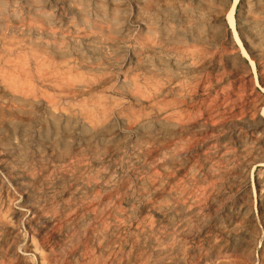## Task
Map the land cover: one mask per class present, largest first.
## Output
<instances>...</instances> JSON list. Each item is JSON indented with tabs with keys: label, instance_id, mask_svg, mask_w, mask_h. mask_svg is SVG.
<instances>
[{
	"label": "rangeland",
	"instance_id": "rangeland-1",
	"mask_svg": "<svg viewBox=\"0 0 264 264\" xmlns=\"http://www.w3.org/2000/svg\"><path fill=\"white\" fill-rule=\"evenodd\" d=\"M229 1L0 0V95L23 107L7 116L0 142L8 135L10 145L31 152L56 141L84 151L81 162L90 164L87 137L95 122L85 112L91 110L103 125L93 141L102 147L101 170L111 187L106 200L81 201L75 194L57 200L53 214L47 210L51 218L38 217L2 166L9 158L0 149V264H264V0H239L235 10L255 71L223 21ZM182 11L192 24L202 12L200 28H188ZM144 119L153 158L135 147L144 138L133 126ZM172 146L177 157L168 163ZM33 165L36 177L64 172L48 157ZM39 189L45 198L53 193L43 183ZM81 217L86 231L69 244L67 227L75 229ZM172 243L179 247L160 258L159 248Z\"/></svg>",
	"mask_w": 264,
	"mask_h": 264
},
{
	"label": "bare ground",
	"instance_id": "bare-ground-1",
	"mask_svg": "<svg viewBox=\"0 0 264 264\" xmlns=\"http://www.w3.org/2000/svg\"><path fill=\"white\" fill-rule=\"evenodd\" d=\"M71 2H75L76 4L79 5H84L83 2H81V0H69ZM134 1V0H133ZM200 1V0H199ZM203 1V0H202ZM21 2V1H20ZM119 2V1H118ZM131 2V1H130ZM153 2V1H152ZM168 2V1H167ZM239 2V0H231L229 1L226 6L224 7L223 10V21L225 23V26L228 28H226L229 31V36L231 41L234 42V44H236L239 47L240 50V54L242 57L247 58L250 61V65L251 67L254 69L255 67V63L254 61L249 57L247 50L245 49L242 39L238 34V31L236 29V17H235V10H236V5ZM261 2V1H260ZM259 2V3H260ZM144 3V2H143ZM201 3V2H200ZM56 4V3H55ZM123 4V3H122ZM129 4V3H128ZM164 5V4H163ZM190 5V4H189ZM209 5V4H208ZM57 6V5H56ZM90 6V5H89ZM117 6V5H116ZM141 6V5H140ZM157 6V5H156ZM3 5L2 3H0V10L2 9ZM96 7V6H95ZM98 7L102 10L103 9V4L100 3L98 4ZM149 7V6H148ZM264 7V6H263ZM46 8V7H44ZM55 8V7H54ZM64 8V7H63ZM90 8V7H89ZM245 8V7H244ZM132 9V8H131ZM134 9V8H133ZM167 12L169 15H173V11L171 8L167 7ZM175 9V8H174ZM199 9V8H197ZM119 10V9H118ZM262 10V9H261ZM199 11V10H198ZM201 11V10H200ZM222 11V10H219ZM256 11V10H255ZM56 12V11H55ZM187 12V11H186ZM186 12L182 11V15H183V20L186 22L187 27L191 28V25H195L194 27L199 29V25H200V21L201 17L203 15L202 12H199L197 14V16L199 17L198 21H195L194 24H192V18L193 16L188 15ZM195 12V11H194ZM215 12V11H214ZM264 12V11H263ZM122 13V12H121ZM221 13V12H220ZM83 14V13H82ZM216 14V13H215ZM211 15V14H210ZM220 15V14H219ZM238 15V14H237ZM240 15V14H239ZM264 15V14H263ZM178 16V15H177ZM196 16V15H195ZM241 16V15H240ZM243 16V15H242ZM109 17V16H108ZM245 17V16H244ZM10 18V17H9ZM46 18V17H45ZM79 18V17H77ZM84 18V17H83ZM117 18V14L116 11H113L112 16H111V20H116ZM128 18V17H127ZM130 18V17H129ZM166 18V17H165ZM197 18V17H196ZM30 19V18H29ZM41 20V19H40ZM85 20V19H84ZM139 20V19H138ZM192 20V21H191ZM254 20V19H253ZM53 21V20H52ZM127 21V20H126ZM129 21V20H128ZM18 22V21H17ZM55 22V21H54ZM60 22V21H59ZM67 22V21H66ZM130 22V21H129ZM219 22V21H218ZM243 22V21H241ZM62 24V23H61ZM35 25V24H34ZM102 25V24H101ZM256 26V25H255ZM53 27V26H52ZM109 27V26H107ZM212 27V26H211ZM238 27V26H237ZM257 27V26H256ZM44 28V27H43ZM55 28V27H54ZM49 29V28H48ZM58 29V28H57ZM60 29H62L60 27ZM192 29V28H191ZM217 29V28H216ZM249 29V28H248ZM224 30V29H223ZM37 31V30H36ZM71 31V29H70ZM141 31V30H140ZM226 31V30H225ZM248 31V30H247ZM246 31V32H247ZM250 31V30H249ZM248 31V32H249ZM136 32V31H135ZM241 32V31H240ZM243 32V31H242ZM64 33V32H63ZM134 33V32H133ZM138 33V32H137ZM175 33V32H174ZM186 33V32H185ZM206 33V32H205ZM258 33V32H257ZM28 34V33H26ZM242 34V33H241ZM132 35V34H131ZM134 35V34H133ZM132 35V36H133ZM141 35V34H140ZM191 35V34H190ZM210 35V34H209ZM225 35V34H224ZM11 36V35H10ZM252 36V35H251ZM195 37L196 40L199 39V37H201V33H198V35L193 36ZM215 37V36H214ZM13 38V37H12ZM71 38V37H70ZM128 38V37H127ZM135 38V37H133ZM67 39V38H66ZM73 39V38H72ZM136 39V38H135ZM214 39V38H213ZM251 39V38H250ZM216 40V39H215ZM214 40V41H215ZM175 42V41H173ZM53 43V42H52ZM70 43V42H69ZM54 44V43H53ZM127 44V43H126ZM132 44V43H131ZM134 44V43H133ZM190 44V42H189ZM188 44V45H189ZM214 44V43H213ZM222 44V43H221ZM220 44V45H221ZM231 44V43H230ZM22 45V44H21ZM37 45V44H35ZM130 45V44H129ZM128 45V46H129ZM180 45V44H179ZM260 45V43H259ZM108 47V46H107ZM134 47V46H133ZM21 48V47H20ZM19 48V49H20ZM135 48V47H134ZM199 48V47H198ZM197 48V49H198ZM217 48V47H216ZM215 48V49H216ZM27 49V47H26ZM136 49V48H135ZM212 49V48H211ZM252 49V48H251ZM2 50V48H1ZM30 50V49H29ZM35 50V49H34ZM40 50V49H39ZM47 50V49H46ZM196 50V49H195ZM235 50V49H234ZM249 50V49H248ZM262 50V48H261ZM4 51V50H3ZM17 51V50H16ZM129 51V50H128ZM199 50H197L198 53ZM232 51V50H231ZM39 52V51H38ZM53 52V51H52ZM149 52V51H148ZM169 52V51H168ZM252 52V51H251ZM255 52V51H254ZM3 53V52H2ZM1 53V55H2ZM15 53V52H13ZM37 53V52H36ZM62 53V52H60ZM127 53V52H126ZM196 53V52H194ZM206 53V52H205ZM204 53V54H205ZM264 53V52H263ZM6 54H8L6 52ZM50 54V53H49ZM129 54V52H128ZM149 54V53H148ZM151 54V53H150ZM161 54V53H160ZM179 54V53H178ZM181 54V53H180ZM189 54V53H188ZM203 54V53H202ZM211 54V53H210ZM229 54V53H228ZM239 54V53H238ZM253 54V53H252ZM9 55V54H8ZM13 55V54H12ZM24 55V54H23ZM35 55V54H34ZM201 55V54H199ZM5 56V55H4ZM27 56V55H26ZM76 56V55H75ZM130 56V55H129ZM11 57V56H10ZM21 57V56H19ZM208 57V56H207ZM226 57V56H225ZM232 57V56H231ZM14 58V57H13ZM30 58V56H29ZM33 58V57H32ZM54 58V57H53ZM192 58V57H191ZM257 58V57H256ZM22 59V58H21ZM127 59V58H126ZM203 59V58H202ZM206 59V58H205ZM37 60V59H36ZM71 60V59H70ZM109 60V59H107ZM182 60V59H181ZM224 60V59H223ZM229 60V59H227ZM15 61V60H14ZM59 61V60H58ZM69 61V60H68ZM132 61V60H131ZM171 61V60H170ZM198 61V60H197ZM221 61V59L219 60ZM243 61V60H242ZM18 62V61H17ZM25 62V61H24ZM46 62V60H45ZM44 62V63H45ZM122 62V61H121ZM4 63V62H3ZM7 63V62H6ZM170 63V62H169ZM96 64V63H95ZM123 63H121L122 65ZM131 64V63H130ZM194 64V63H193ZM31 65V64H30ZM54 65V64H53ZM78 65V64H77ZM97 65V64H96ZM167 65V64H166ZM214 65V64H213ZM19 66V65H18ZM39 66V65H38ZM41 66V65H40ZM229 66V65H228ZM56 67V66H55ZM58 67V66H57ZM115 67V65H114ZM113 67V68H114ZM183 67V65H182ZM206 67V66H205ZM211 67V66H210ZM245 67V66H243ZM48 68V67H47ZM93 69L96 70H100L99 66H93ZM164 68V67H163ZM208 68V67H207ZM82 69V68H81ZM103 69V68H102ZM115 69V68H114ZM126 69V68H125ZM176 69V68H175ZM202 69V68H201ZM219 69V68H218ZM231 69V68H230ZM6 70V69H5ZM10 70V69H9ZM121 70V69H120ZM134 70V69H133ZM132 70V71H133ZM206 70V69H205ZM212 70V69H211ZM60 71V70H59ZM135 71V70H134ZM202 71V70H201ZM255 71V69L253 70ZM39 72V71H38ZM115 72V71H113ZM207 72V70H206ZM212 72V71H211ZM242 72V71H241ZM27 73V72H26ZM61 73V72H60ZM204 73V72H203ZM209 73V72H208ZM34 74V73H33ZM89 74V73H88ZM117 74V73H116ZM171 74V73H170ZM195 74V73H194ZM199 74V73H198ZM197 74V75H198ZM211 74V73H210ZM39 75V74H38ZM76 75V74H75ZM118 75V74H117ZM166 75V74H165ZM196 75V74H195ZM203 75V74H202ZM127 76V75H126ZM140 76V75H139ZM152 76V75H151ZM18 77V76H17ZM36 77V76H35ZM39 77V76H38ZM197 77V76H196ZM199 78V77H198ZM197 78V79H198ZM225 78V77H224ZM36 79V78H35ZM39 79V78H38ZM82 79V78H81ZM127 79V77H126ZM7 80V79H6ZM10 80V79H9ZM28 80V79H26ZM25 80V81H26ZM37 80V79H36ZM40 80V79H39ZM38 80V81H39ZM97 80V79H96ZM201 80V79H200ZM213 80V79H212ZM11 81V80H10ZM22 81V80H21ZM54 81V80H53ZM116 81V80H115ZM177 81V80H176ZM12 82V81H11ZM17 82V81H16ZM68 82V81H67ZM86 82V81H85ZM178 82V81H177ZM34 83V82H32ZM9 84V83H8ZM24 84V83H23ZM155 84V83H154ZM179 84V83H178ZM26 85V84H25ZM34 85V84H33ZM100 85V84H99ZM182 85V84H181ZM17 86V84H16ZM82 86V85H81ZM109 86V85H108ZM191 86V85H190ZM197 86V85H196ZM18 87V86H17ZM30 87V86H29ZM174 87V86H173ZM185 87V86H184ZM102 88V87H101ZM200 88V87H199ZM30 89V88H29ZM103 89V88H102ZM195 89V88H194ZM203 89V88H201ZM49 90V89H48ZM17 91V90H16ZM106 92V91H105ZM108 93V92H107ZM153 93V92H152ZM72 94V93H71ZM104 94V93H103ZM179 94V93H178ZM85 95V94H84ZM113 95V94H112ZM128 95V94H127ZM182 95V94H181ZM185 95V94H184ZM231 95V94H230ZM241 95V94H240ZM38 96V95H37ZM51 96V95H50ZM86 96V95H85ZM120 96V95H118ZM145 96V95H144ZM153 96V95H152ZM175 96V95H174ZM186 96V95H185ZM183 96V98L185 97ZM197 96V95H196ZM218 96V95H217ZM61 97V96H60ZM138 97V96H137ZM200 97V96H199ZM21 98V97H20ZM62 98V97H61ZM125 98V97H124ZM180 98V97H179ZM178 98V99H179ZM239 98V97H238ZM241 98V97H240ZM52 99V98H51ZM51 99L49 101H51ZM128 99V98H127ZM146 99V98H145ZM156 99V98H155ZM213 99V98H212ZM13 102L11 103H7L6 102V98H4L3 95H0V130L1 132H4V130L6 129V127L9 125V122L11 121V119L9 117H7L8 115L11 114H16L22 111L23 107L21 105H14V100L12 99ZM59 100V99H58ZM182 100V99H181ZM184 100V99H183ZM231 100V99H230ZM264 100V99H263ZM55 101V100H54ZM99 101V100H98ZM156 101V100H155ZM178 101V100H177ZM118 103V102H117ZM123 103V102H122ZM121 103V104H122ZM142 103V102H141ZM145 103V102H144ZM143 103V104H144ZM31 104V103H29ZM248 104V103H247ZM72 105V104H71ZM70 105V106H71ZM104 105V104H103ZM92 106V105H91ZM137 106V105H136ZM232 105H230L231 107ZM246 106V105H245ZM263 106V105H262ZM98 107V106H97ZM117 107V106H115ZM122 107V105H121ZM135 107V106H134ZM187 107V106H186ZM190 107V106H189ZM234 107V106H233ZM56 108V107H55ZM69 108V107H68ZM181 108V107H180ZM5 109V110H3ZM95 109V108H94ZM93 109V110H94ZM179 109V108H178ZM177 109V110H178ZM187 109V108H186ZM234 109V108H233ZM76 110V108H75ZM176 110V109H175ZM69 111V110H68ZM155 111V110H154ZM183 111V110H182ZM261 112V110H260ZM262 112L264 113V107L262 109ZM261 112V113H262ZM50 113V110L48 112ZM99 115H104V110L100 109L98 110ZM189 113V112H188ZM198 113V112H197ZM220 113V112H219ZM86 116L91 119L94 123V126L92 127V132L90 133L91 135L89 137H87L88 141H87V146H88V150L91 153V157H92V163L90 164H86V163H82L81 159L84 156L85 152L82 150H77L74 152L69 151L66 146L63 148H59V146L57 145L56 141H52V142H47L44 143L43 146L39 149L36 148L34 151L29 152L27 147H22V148H16L13 147L12 145H10L8 143V135H6L3 139L4 141L0 142V149H2L4 151V153H6V156L9 158L7 160L2 161V166L4 167V169L10 174L11 179L15 182V184L17 185L18 189L20 191H25L24 193L27 196V204L26 206L29 207L30 209H32L33 212H35L37 214L38 217H47V218H51L53 215H49L47 210L53 211L55 210V203L57 202V200L61 199L64 200L66 199V197H73V195L78 194L79 199L81 201H86L88 200L89 202L92 203H98L101 202L102 200H106L107 197L103 196L106 195L107 192L110 191V185H109V175L107 173H104L101 170V167L103 165V160L102 159V147H98L94 144L93 141V136L99 135L101 136V134H103V125L100 123V118H97V114H95L93 111L91 110H87L85 112ZM106 114V113H105ZM194 114V113H193ZM232 114V113H231ZM36 115V114H34ZM40 115V114H39ZM84 115V114H83ZM114 115V114H113ZM191 115V114H190ZM19 116V115H18ZM174 116V115H173ZM74 117V116H73ZM172 117V116H171ZM175 117V116H174ZM247 117V116H246ZM72 118V117H71ZM184 118V117H183ZM256 118V117H255ZM118 119V118H117ZM188 119V118H187ZM259 119V118H258ZM162 120V119H161ZM216 120V119H215ZM224 120V119H223ZM194 121H196L194 119ZM198 121V120H197ZM264 121V120H263ZM52 122V121H51ZM35 123V122H34ZM65 123V122H64ZM119 123V122H117ZM123 123V122H122ZM53 124V122H52ZM150 125V120L148 119H144L142 121L136 122L134 124V129L137 132H141L142 136H143V140L142 141H137L135 144L136 149H139L140 151L143 152V155H145V157L147 158H153V153L151 151L150 147V142L152 143V138L146 133L144 132V128L146 125ZM200 124V123H199ZM54 125V124H53ZM117 125V124H116ZM247 125V124H245ZM263 125V124H262ZM119 126V125H118ZM200 126V125H199ZM156 127V126H155ZM247 127V126H246ZM257 128V127H256ZM72 129V128H71ZM116 129V128H115ZM76 130V129H75ZM120 130V129H119ZM257 130V129H256ZM79 131V129H78ZM115 131V130H114ZM220 131V130H219ZM122 132V131H119ZM214 132V131H213ZM221 132V131H220ZM124 133V132H123ZM157 133V132H156ZM217 134V133H216ZM174 135V134H173ZM222 135V134H221ZM225 135V134H224ZM232 135V134H231ZM98 136V137H99ZM117 136V135H116ZM171 136V135H170ZM214 136V135H213ZM138 137V136H137ZM161 137V136H160ZM210 137V136H209ZM233 137V136H232ZM27 138V137H26ZM50 138V137H49ZM102 138V137H101ZM191 138V137H189ZM193 138V137H192ZM211 138V137H210ZM221 137H219L220 139ZM223 138V137H222ZM225 138V137H224ZM245 138V137H244ZM207 139V138H206ZM214 139V138H213ZM62 140H65V137L62 138ZM222 140V139H221ZM70 141V140H69ZM202 141V140H201ZM263 141V140H262ZM183 142V141H182ZM239 142V141H238ZM258 142V141H257ZM160 143V142H159ZM229 143V142H228ZM118 144V143H117ZM117 144H114L113 147H117ZM84 146V145H82ZM119 146V145H118ZM159 146V145H158ZM177 146V145H176ZM176 146H172L171 148H168V155L167 158L165 159V162H173L175 161L176 157H177V152H176ZM122 147V146H121ZM213 147V145H212ZM112 148V147H111ZM113 148V149H114ZM126 148V147H125ZM130 148V147H129ZM178 148V147H177ZM119 149V148H118ZM179 150V149H178ZM221 150V149H219ZM227 150V149H226ZM190 151V150H189ZM116 152V151H115ZM183 153V152H181ZM180 153V154H181ZM208 153V152H207ZM88 154V153H87ZM166 154V152H165ZM224 154V153H223ZM244 154V153H243ZM254 154V153H253ZM105 156V155H104ZM45 157L50 158L51 160H53L56 164V166L60 167V168H64V172L62 174H60L59 176H57L54 179H49L47 170L45 171L44 175L40 176V177H36L32 174V166H34L33 164H35V162L42 164L44 163V159ZM189 157V156H188ZM227 157V156H226ZM104 158V157H103ZM124 158V157H123ZM112 159V158H110ZM122 160V159H121ZM231 160V159H230ZM91 161V160H90ZM263 163H259L260 165H264V160H262ZM199 162V161H198ZM232 163V162H231ZM258 163V162H257ZM188 164V163H187ZM151 165V164H150ZM258 166V165H257ZM124 168V165H123ZM38 169V168H37ZM125 169V168H124ZM174 169V168H173ZM253 169V168H252ZM116 170V169H115ZM160 170V169H159ZM44 171V170H43ZM116 171H114L115 173ZM199 172V171H198ZM2 173V172H1ZM129 173V172H128ZM161 173V172H160ZM141 174V173H140ZM3 176V175H2ZM116 176V175H115ZM144 176V175H143ZM121 177V176H120ZM131 177V176H130ZM5 178V177H4ZM8 180V179H7ZM156 180V179H155ZM177 181V180H176ZM9 182V181H8ZM142 182V181H141ZM162 182V181H161ZM46 184L49 185L50 187L53 188V193L51 196H49L48 198L44 197V194L40 191L39 189V185L41 184ZM68 183V187H66V184ZM126 183V182H125ZM180 183V182H179ZM113 185V184H112ZM134 185V184H133ZM4 187V186H3ZM12 187V186H11ZM118 188V187H117ZM133 189V188H132ZM136 189V188H135ZM100 191H102L103 193L101 194ZM128 191V190H127ZM16 192V191H15ZM46 192V191H45ZM158 192V191H157ZM162 192V191H161ZM237 192V191H236ZM235 192V193H236ZM1 194V193H0ZM19 194V193H18ZM136 194V193H135ZM20 195V194H19ZM150 195V194H149ZM221 195V194H220ZM7 196V195H6ZM151 196V195H150ZM14 199V198H13ZM22 199V198H21ZM232 199V198H231ZM17 200V199H16ZM15 200V201H16ZM136 200V199H134ZM125 201V200H124ZM142 201V200H141ZM258 202V201H257ZM136 203V201H135ZM141 204V203H140ZM139 204V205H140ZM228 204V203H227ZM15 206V205H14ZM18 206V205H17ZM249 206V205H248ZM5 207V206H4ZM16 207V206H15ZM71 207V205L69 203L65 204V208L68 210ZM8 208V206H7ZM14 208V207H13ZM20 208H23L20 206ZM28 208V209H29ZM10 209V208H9ZM15 209V208H14ZM180 210V213L185 216L187 214V211L182 208L179 207L177 208ZM20 209V213H21ZM6 211V210H5ZM4 211V212H5ZM28 211V210H27ZM26 211V212H27ZM257 211V210H256ZM69 212V211H68ZM111 212V211H110ZM96 213V212H95ZM157 213V212H156ZM255 213V212H254ZM257 213V212H256ZM10 214V213H9ZM12 214V213H11ZM60 214V213H59ZM71 214V213H70ZM147 214V213H146ZM22 215V214H21ZM37 217V218H38ZM14 218V217H11ZM54 218V217H53ZM132 218V217H131ZM20 221V220H19ZM23 221V220H22ZM62 221V220H61ZM109 221V219H108ZM3 222V221H2ZM15 222V221H14ZM13 222V223H14ZM123 222V221H122ZM24 223V222H23ZM44 223V222H43ZM124 223V222H123ZM48 224V223H47ZM21 225V224H20ZM25 225V224H24ZM23 225V227H24ZM72 225V224H71ZM187 225V224H186ZM45 226V225H44ZM124 226V225H123ZM75 229H71L70 226L68 225L67 227V231H69V238H68V243L69 244H76L78 242V240L82 237V235L85 233L86 231V227H87V222L86 219L84 217H81L78 219L77 222V226H75ZM122 227V226H121ZM128 227V226H127ZM21 228V227H20ZM56 228V227H55ZM174 228V227H173ZM211 228V227H210ZM8 229V228H7ZM25 229V227H24ZM36 229V228H35ZM29 230H27L26 232H28ZM218 232V231H216ZM39 233V232H38ZM46 233V232H45ZM8 234V233H7ZM21 234V233H20ZM28 234V233H26ZM127 234V233H126ZM97 235L100 237H103L105 235V230L98 229L97 230ZM110 235V234H109ZM241 235V234H240ZM6 236V235H5ZM9 237V236H7ZM20 240V236H18ZM27 237V236H26ZM25 237V238H26ZM189 238V237H188ZM5 239V238H4ZM168 240L170 239L169 237L167 238ZM229 240V239H228ZM8 242V241H7ZM27 242V240H26ZM258 242V241H257ZM139 243V242H138ZM191 243V242H190ZM20 244V243H19ZM149 244L158 247V245L160 243H157L156 240L150 239L149 240ZM183 244V243H182ZM187 244V243H186ZM21 245V244H20ZM24 245V244H22ZM120 246V245H119ZM138 246L140 248H144L146 247V243H139ZM18 247V245H17ZM179 247V245L177 243H172L171 246H163L160 247L158 250V255L160 258L162 257H166V256H170V254L173 252L174 249H177ZM254 248V247H253ZM125 250V249H124ZM7 251V250H6ZM19 251H23V250H19ZM47 251V250H46ZM30 252V251H29ZM9 253V252H8ZM34 253V252H31ZM83 253V252H82ZM187 254V253H186ZM24 255V254H23ZM35 255V254H33ZM118 255V254H117ZM255 255V253L253 254ZM6 256V255H5ZM72 256V255H71ZM29 257V256H28ZM35 257V256H34ZM37 258V257H36ZM114 259V258H113ZM112 259V260H113ZM3 261V260H2ZM97 261V260H96ZM20 263V262H19ZM35 263V262H34ZM94 263V262H93ZM98 263V262H97ZM116 263V262H115ZM8 264V263H7Z\"/></svg>",
	"mask_w": 264,
	"mask_h": 264
}]
</instances>
